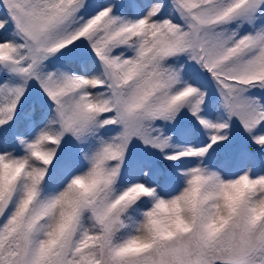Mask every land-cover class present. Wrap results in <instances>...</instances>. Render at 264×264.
<instances>
[{
	"label": "snow or ice",
	"instance_id": "obj_1",
	"mask_svg": "<svg viewBox=\"0 0 264 264\" xmlns=\"http://www.w3.org/2000/svg\"><path fill=\"white\" fill-rule=\"evenodd\" d=\"M189 172L239 200L160 240ZM259 207L264 0H0V264H264Z\"/></svg>",
	"mask_w": 264,
	"mask_h": 264
},
{
	"label": "clouds",
	"instance_id": "obj_2",
	"mask_svg": "<svg viewBox=\"0 0 264 264\" xmlns=\"http://www.w3.org/2000/svg\"><path fill=\"white\" fill-rule=\"evenodd\" d=\"M220 180L223 186L210 179L208 173L189 172L179 191L161 198L163 203L149 209L154 213L152 228L156 237L164 240L176 233L187 232L194 223L205 222L209 232H218L240 196L239 190L228 186L229 182L224 181L222 175ZM256 215H264V207L257 208ZM141 239L150 240L151 235L145 231Z\"/></svg>",
	"mask_w": 264,
	"mask_h": 264
},
{
	"label": "rangeland",
	"instance_id": "obj_3",
	"mask_svg": "<svg viewBox=\"0 0 264 264\" xmlns=\"http://www.w3.org/2000/svg\"><path fill=\"white\" fill-rule=\"evenodd\" d=\"M180 183H182V182H180ZM173 191H175V189Z\"/></svg>",
	"mask_w": 264,
	"mask_h": 264
}]
</instances>
